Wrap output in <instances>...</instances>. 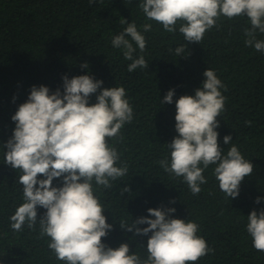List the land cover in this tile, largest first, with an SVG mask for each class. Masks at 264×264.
Instances as JSON below:
<instances>
[{"label":"trees","instance_id":"1","mask_svg":"<svg viewBox=\"0 0 264 264\" xmlns=\"http://www.w3.org/2000/svg\"><path fill=\"white\" fill-rule=\"evenodd\" d=\"M142 2L0 0V264H64L48 248L49 238L40 237L39 222L34 229L25 225L20 232L12 230L10 217L23 203L22 173L5 164L3 145L15 128L11 117L31 87L63 92L65 75H90L102 81L103 88L122 86L133 109V119L120 130V137L108 140L120 156L116 166L126 164L127 174L110 181L111 189L93 182L106 222L112 224L102 238L107 247L126 243L130 253L146 259L148 236L125 231L119 223L148 216V208H174L171 217L197 223V235L212 249L195 264H264V252L253 247L246 230L248 214L264 209V199L255 203L257 197L264 198V53L245 45L250 21L246 16H221L199 44L189 43L178 30L182 22H177L176 32H166L146 19L139 7ZM122 20L134 22L144 35L147 69L129 72L131 61L124 59L123 49L112 47V38L127 27ZM145 23L152 25L151 31H143ZM256 39L264 41V33L257 30ZM181 45L185 50L177 55L175 49ZM138 55L139 49L134 53ZM84 63L87 69L81 67ZM206 69L214 70L223 84L224 111L215 129L218 145L223 154L237 146L254 166L236 198L219 189L215 165L204 171L207 183L193 195L182 177L170 175L158 163L169 156L167 144L177 135L175 101L194 95ZM170 89L173 103H161ZM95 102L93 94L89 103ZM225 136L231 137L228 145ZM53 186H61V179L54 178ZM45 211L38 207V219Z\"/></svg>","mask_w":264,"mask_h":264},{"label":"clouds","instance_id":"2","mask_svg":"<svg viewBox=\"0 0 264 264\" xmlns=\"http://www.w3.org/2000/svg\"><path fill=\"white\" fill-rule=\"evenodd\" d=\"M139 7L146 19L158 22L166 32H176L177 22H182L179 32L187 42L197 44L221 16H246L251 27L245 30V45L264 53V41L256 39L257 30L264 33V0H143ZM121 22L127 27L112 38V47L123 49L124 59L131 61L129 72L147 69L142 55L147 44L144 35L134 22ZM142 27L144 32L152 29L150 23ZM137 49L141 55L134 56ZM184 50L181 45L175 53ZM81 67L87 69L88 65ZM203 76L194 95H182L175 101L177 135L167 144L169 156L158 163L170 175L182 177L193 195L207 183L204 171L215 165L219 189L228 198H236L241 182L252 174L254 166L237 146L226 154L219 147L215 129L219 127L217 117L224 111L223 84L214 70L206 69ZM62 81L63 92L32 86L27 100L11 117L15 128L3 145L4 160L21 171L23 189V203L10 217L12 230L20 232L25 225L34 229L39 222L40 237L49 238L48 248L64 264H195L211 252L197 235L199 225L172 218L174 208H148V216L119 223L125 231L148 236L146 259L130 253L126 243L113 249L102 242L112 224L106 222L93 182L111 189L110 181L127 174L126 164L116 166L120 156L108 140L120 137V130L133 119V109L122 86L103 88V82L90 75L71 79L65 75ZM93 94L96 102L90 104ZM173 96L174 90H168L161 103H173ZM223 142L228 145L231 137L225 136ZM54 178L61 179V186H53ZM125 191L129 189L125 187ZM262 199L257 197L255 203ZM38 207L46 210L39 219ZM247 221L253 247L264 252V209L251 211ZM144 224L147 227H137Z\"/></svg>","mask_w":264,"mask_h":264}]
</instances>
